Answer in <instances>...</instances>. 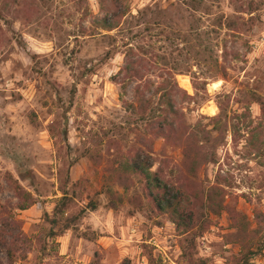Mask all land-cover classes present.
<instances>
[{
  "label": "rangeland",
  "instance_id": "obj_1",
  "mask_svg": "<svg viewBox=\"0 0 264 264\" xmlns=\"http://www.w3.org/2000/svg\"><path fill=\"white\" fill-rule=\"evenodd\" d=\"M116 1L127 9L118 26L95 25L92 16ZM128 41L142 46L145 77L191 64L174 78L176 105L198 130L193 174L180 166L172 137L149 135L125 108L134 82L122 90L116 70ZM215 54L223 78L208 76ZM258 99L264 102V0H0V240L22 231L13 264H264ZM216 104L226 116L212 129L204 116ZM135 149L152 157L150 168L158 166L164 180L188 175L196 194L217 184L210 201L191 199L187 230L144 196L124 164ZM15 183L26 198L14 195ZM62 191L65 205H57ZM219 201L245 215L241 229L224 208L206 206ZM54 204L62 211L54 214Z\"/></svg>",
  "mask_w": 264,
  "mask_h": 264
},
{
  "label": "trees",
  "instance_id": "obj_2",
  "mask_svg": "<svg viewBox=\"0 0 264 264\" xmlns=\"http://www.w3.org/2000/svg\"><path fill=\"white\" fill-rule=\"evenodd\" d=\"M127 9L121 4L120 1L114 3V8L103 12L101 15L92 16V20L95 25L105 30H110L118 26L119 18L124 15ZM219 23V21H218ZM186 39V37H185ZM184 39V40H185ZM199 44V43H198ZM124 46L120 50L122 55V63L116 70V75L120 80V86L122 90L125 89L126 85L130 82H134L132 92L133 99L124 101L126 109H132L138 113L139 119L144 120L147 132L151 136L162 137L166 141L172 137L174 143H177L179 152L181 155V165L191 168L190 173H194V167L196 166V142L194 136L198 133V130L194 129V125H189L185 122L184 113L181 107L176 105L175 95L179 90L176 81L175 74L184 73L190 71L191 64H187L183 68L177 67L174 64L163 69L162 72L155 74L158 80L145 77L141 70L140 57L137 56L142 53V46L139 44L133 45L131 42H123ZM220 56L225 58V47L224 45L220 48ZM180 50V47L177 48ZM218 55L211 58L210 66L214 69V73L208 75L209 77L216 78L221 76L223 78L226 74V67L223 63L217 61ZM189 65V66H188ZM212 71V70H210ZM205 79V78H203ZM204 81V80H203ZM215 81V80H214ZM143 90H147L148 94L143 96ZM182 94L186 96L184 90H181ZM260 111L262 113V119L264 121V102L257 100ZM218 111L210 116H204L208 118L211 123L212 129H217L221 120L225 119V111L220 104H216ZM211 128H202L199 131H204L205 134H209ZM231 131V129H229ZM234 136L233 131L230 134ZM129 167L131 172L136 174L138 179L142 182V192L144 196L151 202L152 207L157 211L167 213L171 222L177 228H181L182 231L187 230L190 227L191 219L186 220V211L190 212V202L192 198H196L199 201L211 200V191L218 187L217 184L209 186L206 192L198 190L199 194L194 193L190 190L192 184L190 178L183 173V180L177 182H171L164 180L161 175L160 168L156 166L151 169L153 164L152 157L143 152V150L135 149L129 158L124 163ZM13 193L16 197L26 198L29 193L22 188L18 183L13 186ZM201 193V194H200ZM65 192L62 191V196L59 198L57 205H65L62 202ZM30 203L32 200H30ZM56 204L53 207V213L61 212L62 207L58 208ZM17 208H24V203H18ZM95 206L94 201L88 202L87 206L89 209H93ZM206 206L212 211V213H218L221 208H224L228 214L229 219L232 220V225L241 229L240 223L246 224V218L243 213L236 210L233 206L223 204L221 201L217 202L215 206L206 204ZM83 210L80 209L79 213H75L68 221H73L77 218ZM239 218V222H235V218ZM69 222L65 224L64 228H67ZM19 234H23L21 230L17 234H10L9 237H1L0 246L5 256V264H13L15 258V239ZM0 264H3L0 261Z\"/></svg>",
  "mask_w": 264,
  "mask_h": 264
}]
</instances>
